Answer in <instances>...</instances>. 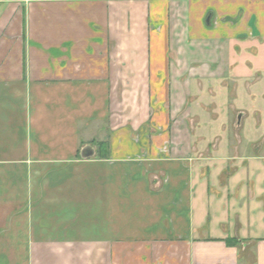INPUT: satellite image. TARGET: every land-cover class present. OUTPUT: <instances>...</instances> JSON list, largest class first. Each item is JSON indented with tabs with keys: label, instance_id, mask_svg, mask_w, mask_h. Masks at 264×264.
<instances>
[{
	"label": "crops",
	"instance_id": "0c3cea01",
	"mask_svg": "<svg viewBox=\"0 0 264 264\" xmlns=\"http://www.w3.org/2000/svg\"><path fill=\"white\" fill-rule=\"evenodd\" d=\"M253 75L264 0H0V264H264V160L190 126Z\"/></svg>",
	"mask_w": 264,
	"mask_h": 264
},
{
	"label": "rangeland",
	"instance_id": "374dc122",
	"mask_svg": "<svg viewBox=\"0 0 264 264\" xmlns=\"http://www.w3.org/2000/svg\"><path fill=\"white\" fill-rule=\"evenodd\" d=\"M248 79L204 82L193 93L190 126L196 163L238 169L244 158L264 160V80L254 75Z\"/></svg>",
	"mask_w": 264,
	"mask_h": 264
},
{
	"label": "water",
	"instance_id": "95a60500",
	"mask_svg": "<svg viewBox=\"0 0 264 264\" xmlns=\"http://www.w3.org/2000/svg\"><path fill=\"white\" fill-rule=\"evenodd\" d=\"M242 117V114L240 113L238 115V123L240 122V119ZM92 156V150L90 148H85L84 150H82V157L83 158H89Z\"/></svg>",
	"mask_w": 264,
	"mask_h": 264
},
{
	"label": "trees",
	"instance_id": "16d2710c",
	"mask_svg": "<svg viewBox=\"0 0 264 264\" xmlns=\"http://www.w3.org/2000/svg\"><path fill=\"white\" fill-rule=\"evenodd\" d=\"M226 244H228L229 246H232V245H236L238 243V240L234 239V238H227L225 240Z\"/></svg>",
	"mask_w": 264,
	"mask_h": 264
}]
</instances>
